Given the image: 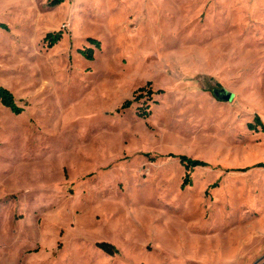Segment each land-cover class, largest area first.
Here are the masks:
<instances>
[{"label":"rangeland","instance_id":"1","mask_svg":"<svg viewBox=\"0 0 264 264\" xmlns=\"http://www.w3.org/2000/svg\"><path fill=\"white\" fill-rule=\"evenodd\" d=\"M49 1L0 0V264H264V0Z\"/></svg>","mask_w":264,"mask_h":264},{"label":"trees","instance_id":"2","mask_svg":"<svg viewBox=\"0 0 264 264\" xmlns=\"http://www.w3.org/2000/svg\"><path fill=\"white\" fill-rule=\"evenodd\" d=\"M66 0H50L49 1V6L50 7H56L62 3H64ZM1 26L5 27L4 24H1ZM62 32H50L46 35L45 37V41L48 42V46H54L55 44H57L61 39H62ZM94 42H96L97 40H94ZM97 45L99 44V41L96 42ZM89 57H93L92 52L88 55ZM145 88H140L139 91H143ZM131 104L130 100H127L124 104H123V108L129 107ZM0 106H5L7 108H9L13 113L19 115L23 112V108L18 104L14 94L11 92V90H9L8 88L4 87L3 85L0 84ZM261 128V130L264 132V123L261 121V119L259 117H257L255 119V123H251L249 124V128L251 129H258ZM180 161L181 163L185 166L187 174H186V178H185V182L183 183V187H185L186 185L191 183V171L196 168V167H202V166H206L207 163L202 161V160H198V159H192L186 155H182L180 156ZM254 167H261L264 168V163L260 162L256 165H254ZM218 183H215L212 185V187H216ZM99 247L101 249H103L105 252H107L110 255H114L116 253H118V249L110 243L107 242H102L99 244Z\"/></svg>","mask_w":264,"mask_h":264},{"label":"water","instance_id":"3","mask_svg":"<svg viewBox=\"0 0 264 264\" xmlns=\"http://www.w3.org/2000/svg\"><path fill=\"white\" fill-rule=\"evenodd\" d=\"M213 94L217 99L227 102L232 101L234 98V95L224 88L215 89Z\"/></svg>","mask_w":264,"mask_h":264}]
</instances>
